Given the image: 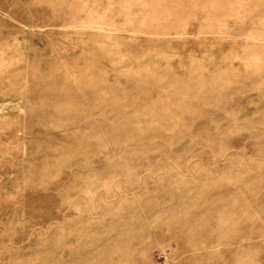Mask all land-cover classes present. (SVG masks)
<instances>
[{
	"label": "rangeland",
	"instance_id": "374dc122",
	"mask_svg": "<svg viewBox=\"0 0 264 264\" xmlns=\"http://www.w3.org/2000/svg\"><path fill=\"white\" fill-rule=\"evenodd\" d=\"M0 264H264V0H0Z\"/></svg>",
	"mask_w": 264,
	"mask_h": 264
}]
</instances>
